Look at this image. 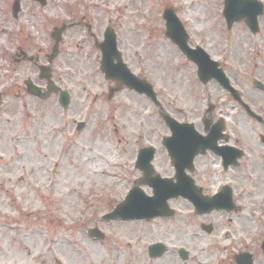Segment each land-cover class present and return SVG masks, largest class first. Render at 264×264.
<instances>
[{
  "label": "rangeland",
  "instance_id": "1",
  "mask_svg": "<svg viewBox=\"0 0 264 264\" xmlns=\"http://www.w3.org/2000/svg\"><path fill=\"white\" fill-rule=\"evenodd\" d=\"M13 1L0 0V264H234L231 241H237L234 233L240 227L213 216L209 219L216 230L209 236L200 228L205 219L187 202H169L176 211L172 219H102L132 187L137 147L156 143L166 135V127L146 97L124 90L108 101L112 83L100 71L101 53L86 29L67 30L53 66L55 82L71 93L68 111L57 96L47 102L31 97L26 79L43 87L46 83L39 79L36 64H18L14 57L23 51L46 64L54 44L51 32L63 24L83 19L93 26L99 42L112 28L125 63L153 84L164 109L172 93L168 90H173L175 112L181 108L184 119L199 123L208 108L207 93L203 98L199 91L203 86L196 66L165 37L164 10H175L190 47H201L219 62L237 88H245V100L263 112L264 92L256 90L253 81L264 83V15L259 17L260 33L253 36L244 23L227 30L225 0H47L45 7L21 0L17 19ZM208 88L213 103L225 101L220 86L212 82ZM174 116L183 120L180 113ZM78 122L86 123L80 132ZM239 126V133H254ZM159 152L156 168L168 174V159ZM256 175L264 177V171ZM145 192L151 195V190ZM256 203L260 208L253 209L256 215L248 232L259 242L250 252L255 264H264L259 247L264 199ZM94 227L106 234L103 242L87 235ZM246 234L238 235L244 243ZM221 236L230 240L220 242ZM159 242L172 251L152 260L148 247ZM181 247L191 254L187 263L176 254Z\"/></svg>",
  "mask_w": 264,
  "mask_h": 264
},
{
  "label": "flooded vegetation",
  "instance_id": "2",
  "mask_svg": "<svg viewBox=\"0 0 264 264\" xmlns=\"http://www.w3.org/2000/svg\"><path fill=\"white\" fill-rule=\"evenodd\" d=\"M221 89L223 90L222 92H224V96H226L223 103L220 99H215V103L212 102L210 88L199 89L203 98L205 97V93H207L208 97L206 99L208 108L204 110V116L200 119L199 123L195 120L191 121V119H184L185 112L181 108L176 111L177 113L175 112L173 101L176 97L173 90H168V92L172 93H170V96L167 98L168 101L165 102L166 111L178 122L191 123L195 127L196 134L187 133L185 137L186 142L184 147L186 152L188 154H195L191 160L193 161L191 165L192 170H189L190 165L185 169V181L188 183L192 181L194 183L200 199L205 200L213 198L227 204V208L224 209V211H214L210 214L203 215L202 218H204L208 224H213L211 219H209L213 216L220 215L230 219L235 223V226L240 227V230L234 233V238L237 241H231L233 250L236 254L245 252L252 253L250 249L258 246L259 238L255 239L252 234L248 232L251 227V223L249 224V222L250 218L256 215V211L253 209H256L257 206L258 210L260 208L256 201L264 199V177L259 176L257 179L258 175H256L257 172L264 171V122L257 118L249 117L248 115L245 116L244 108L237 102L233 94L230 91H226V89ZM238 89L243 92L245 88ZM199 101H201V98H199ZM203 101L205 100L203 99ZM247 102L255 107L254 109L258 114L264 116V112L257 109V105L250 101ZM238 112L242 114L240 118L236 116ZM179 113L183 117V120L174 116ZM238 118L241 120L239 124L236 123ZM159 120L162 121L161 118H159ZM248 121L250 124L247 123L248 126H245L244 123ZM236 125H240L239 128L242 130L248 127L254 133H239ZM164 126L166 127V135L160 137L156 143L147 142V144L137 147V154L145 148L152 147L155 151V159L153 161L155 174L147 176V174L137 169L135 166V171H133L134 174L131 173V184L144 183L143 190L150 189L149 185L157 176L174 181V183L177 182L175 178V160L172 158V147L170 148V143L173 139V131L171 127H167L165 124ZM257 130H262L263 132L260 133L257 132ZM166 140H168V142L165 146ZM161 150V154L165 155L168 159V164L170 166L168 174L157 169L155 165L157 155ZM184 162L190 161L186 160ZM254 175H256V177H254ZM178 200L191 204L188 200L182 198L176 199L175 201ZM244 224L247 227L243 228ZM243 234H246L247 243L243 242L244 238H239L238 236L241 235L244 237ZM169 253L170 250L160 259L166 257ZM236 254H234V260ZM253 255L255 256V254ZM12 264L17 263L12 262Z\"/></svg>",
  "mask_w": 264,
  "mask_h": 264
},
{
  "label": "water",
  "instance_id": "3",
  "mask_svg": "<svg viewBox=\"0 0 264 264\" xmlns=\"http://www.w3.org/2000/svg\"><path fill=\"white\" fill-rule=\"evenodd\" d=\"M41 4L45 5V0H37ZM14 15L20 11V3L18 1L14 4ZM264 14V7L257 0H226L225 1V10L224 17L227 21L228 29H231L234 23H239L245 21L249 29L253 34L259 32L258 17ZM164 18L167 21V37L174 41L183 53L188 57L189 60L195 62L199 67V77L204 83L212 79H216L221 85L225 88H228V83L225 78V75L218 70V63H214L210 60L209 56L203 51H193L187 45V37L184 31V28L180 21L177 19L172 10H166ZM72 26H64L60 29L56 28L52 37L55 38L56 44L53 50V54L49 56V62L52 63L58 53V46L62 39L63 32ZM106 41L103 44H100L98 47L103 53L102 61V72L105 73L106 79L113 80L116 82V88L112 89L110 96L115 92L127 87L129 89L136 90L141 94H146L155 100V94L151 87L144 81H140L135 76H133L127 66L123 63L121 54L117 50L116 36L113 30L108 29L106 32ZM114 61H117V64H114ZM42 77L50 80L51 77V68H42ZM49 88L47 93H42L41 89L34 87L31 83L28 84V91L30 94L39 97L41 99H47L51 93L58 92V89L53 85L52 82L49 83ZM260 88H264L261 85H258ZM70 103L69 94L67 92L61 93L60 104L67 109ZM1 105V98H0ZM167 119V123L172 127L174 131V138L170 143L172 147V154L177 161L183 156L182 152L178 151L180 144L185 139V134L187 131H190L189 125H178L172 122L170 119ZM83 127V124H80L79 129ZM182 148V147H181ZM144 152L142 154V160L145 170L149 171L150 174V162L153 158L152 155ZM185 155V154H184ZM148 158V159H147ZM142 164V165H143ZM184 163L181 162L177 164L178 170V185H169L165 181H153L151 186L153 188L154 197L148 198L145 197L143 193L140 192L138 188H134L127 200L119 205L115 211L108 216L106 219H117V220H133V219H153L155 217H170L173 215V212L169 209L167 201L171 198L178 197L180 195L188 197L194 201V205L197 208L198 213H202L203 206H206V211H211L216 205V201L212 202L210 200L202 203L196 198L193 189L191 188V183L186 184L184 181L185 178L182 177V171L184 169ZM183 179V180H182ZM187 188V193H183ZM194 188V187H193ZM215 203V204H214ZM218 206V205H217ZM90 234L94 237L103 238V235L97 230L90 231ZM264 250V244H263ZM161 250L160 245L152 246L149 250L151 256H155ZM185 257V253H183ZM248 264H252V261L249 260Z\"/></svg>",
  "mask_w": 264,
  "mask_h": 264
}]
</instances>
